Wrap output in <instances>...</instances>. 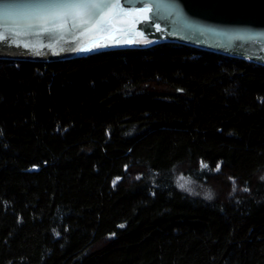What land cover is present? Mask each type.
<instances>
[{"label":"trees","instance_id":"1","mask_svg":"<svg viewBox=\"0 0 264 264\" xmlns=\"http://www.w3.org/2000/svg\"><path fill=\"white\" fill-rule=\"evenodd\" d=\"M0 264H264V65L0 58Z\"/></svg>","mask_w":264,"mask_h":264},{"label":"water","instance_id":"2","mask_svg":"<svg viewBox=\"0 0 264 264\" xmlns=\"http://www.w3.org/2000/svg\"><path fill=\"white\" fill-rule=\"evenodd\" d=\"M34 2L0 0V58L56 61L173 41L264 65V0H109L87 25L63 28L30 27Z\"/></svg>","mask_w":264,"mask_h":264},{"label":"snow or ice","instance_id":"3","mask_svg":"<svg viewBox=\"0 0 264 264\" xmlns=\"http://www.w3.org/2000/svg\"><path fill=\"white\" fill-rule=\"evenodd\" d=\"M108 4L109 0H36L27 6V15L31 21L29 26L39 24L42 27L63 28L69 19H79L82 24L87 25ZM4 39L6 37L0 31V41ZM24 47L28 45L25 44Z\"/></svg>","mask_w":264,"mask_h":264},{"label":"rangeland","instance_id":"4","mask_svg":"<svg viewBox=\"0 0 264 264\" xmlns=\"http://www.w3.org/2000/svg\"><path fill=\"white\" fill-rule=\"evenodd\" d=\"M182 186H184V188H186L187 190H192L193 186L189 185V183L184 182V184H182Z\"/></svg>","mask_w":264,"mask_h":264}]
</instances>
